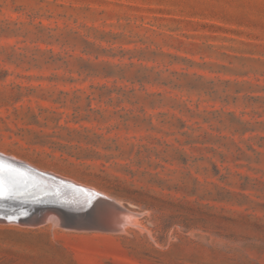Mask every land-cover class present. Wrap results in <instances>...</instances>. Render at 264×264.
Instances as JSON below:
<instances>
[{
    "label": "rangeland",
    "instance_id": "rangeland-1",
    "mask_svg": "<svg viewBox=\"0 0 264 264\" xmlns=\"http://www.w3.org/2000/svg\"><path fill=\"white\" fill-rule=\"evenodd\" d=\"M0 149L138 214L0 264H264V0H0Z\"/></svg>",
    "mask_w": 264,
    "mask_h": 264
},
{
    "label": "water",
    "instance_id": "water-1",
    "mask_svg": "<svg viewBox=\"0 0 264 264\" xmlns=\"http://www.w3.org/2000/svg\"><path fill=\"white\" fill-rule=\"evenodd\" d=\"M78 187L0 153V221L38 226L46 223L49 213H60L66 225L87 224L96 202L88 203Z\"/></svg>",
    "mask_w": 264,
    "mask_h": 264
},
{
    "label": "bare ground",
    "instance_id": "bare-ground-1",
    "mask_svg": "<svg viewBox=\"0 0 264 264\" xmlns=\"http://www.w3.org/2000/svg\"><path fill=\"white\" fill-rule=\"evenodd\" d=\"M0 153H3L7 156H12L11 154H13L15 156V158L17 157L16 159L22 160V161H24V162H26L32 166H34L33 164H35L34 162H32L29 159H25V158H23L17 154H14V153H9L4 149H0ZM14 156H12V157H14ZM26 160L30 161V163L27 162ZM36 165H38V164H36ZM38 166L41 168H44L40 165H38ZM34 167L38 168L37 166H34ZM38 169H40V168H38ZM45 169H47V168H45ZM40 170L47 172L49 174H52L56 177L62 178L64 180H67L69 182L74 183V185L79 186L78 188L81 189V191L85 195L88 203L90 202V200H94L96 202V204H95L96 206L94 205V207H93V205H92V208H93L92 210H94L95 212L93 211L94 213L90 214L89 219H88L89 221L87 222V224L79 225L80 223H76L75 226L74 225H71V226L66 225L63 223L64 217L60 213H49L47 216V221H52L55 224H61L62 226L67 227V228L113 230V229L118 228V227L125 228L128 223H130L133 220H135L136 218H138L137 212L126 207L122 202H120L116 199H113L111 197H108L105 194H103V193H101V192H99V191H97V190H95L89 186L84 185V184H89V183L80 181L75 177L69 176V177H71L77 181L83 182V184H81V183H78L72 179L66 178L68 176L66 174L62 173V175L66 176V177H63V176H61V173H60V175H58V174H55L53 172L45 171L42 169H40ZM56 172L58 173V171H56ZM82 202H83V200H81V203ZM102 208L104 210L109 209V212L107 213L108 214L107 218H105V216L102 212V210H103ZM94 216H96V217H94ZM15 223H17V222H15Z\"/></svg>",
    "mask_w": 264,
    "mask_h": 264
},
{
    "label": "snow or ice",
    "instance_id": "snow-or-ice-1",
    "mask_svg": "<svg viewBox=\"0 0 264 264\" xmlns=\"http://www.w3.org/2000/svg\"><path fill=\"white\" fill-rule=\"evenodd\" d=\"M3 195H4L3 190L0 189V196H3Z\"/></svg>",
    "mask_w": 264,
    "mask_h": 264
}]
</instances>
